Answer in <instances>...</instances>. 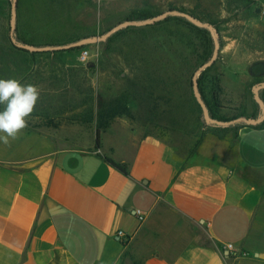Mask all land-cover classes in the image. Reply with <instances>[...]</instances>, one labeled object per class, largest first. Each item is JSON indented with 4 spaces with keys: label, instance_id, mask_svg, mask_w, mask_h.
<instances>
[{
    "label": "crops",
    "instance_id": "1",
    "mask_svg": "<svg viewBox=\"0 0 264 264\" xmlns=\"http://www.w3.org/2000/svg\"><path fill=\"white\" fill-rule=\"evenodd\" d=\"M97 129L0 143V264H264V127L189 158L129 122L96 148Z\"/></svg>",
    "mask_w": 264,
    "mask_h": 264
},
{
    "label": "rangeland",
    "instance_id": "2",
    "mask_svg": "<svg viewBox=\"0 0 264 264\" xmlns=\"http://www.w3.org/2000/svg\"><path fill=\"white\" fill-rule=\"evenodd\" d=\"M169 11L186 12L214 28L216 62L198 80L205 78L201 87L213 108L210 117L228 125L206 121L193 88L196 72L216 50L209 30L170 16L107 36L122 22ZM11 38L36 54L11 50ZM86 47L90 58L82 63L79 55ZM260 52L264 0H18L16 8L11 0H0V79L40 89L29 126L82 124L90 131L98 124L106 129L129 122L141 135L174 146L182 158L215 138L234 143L247 125L241 119H264L255 94L264 84ZM60 58L71 61L58 63Z\"/></svg>",
    "mask_w": 264,
    "mask_h": 264
},
{
    "label": "clouds",
    "instance_id": "3",
    "mask_svg": "<svg viewBox=\"0 0 264 264\" xmlns=\"http://www.w3.org/2000/svg\"><path fill=\"white\" fill-rule=\"evenodd\" d=\"M40 99V89L15 78L0 79V143L9 145L28 127Z\"/></svg>",
    "mask_w": 264,
    "mask_h": 264
},
{
    "label": "water",
    "instance_id": "4",
    "mask_svg": "<svg viewBox=\"0 0 264 264\" xmlns=\"http://www.w3.org/2000/svg\"><path fill=\"white\" fill-rule=\"evenodd\" d=\"M12 1V5H13V8H16L17 5H18V0H11ZM169 15H172V16H177V17H182V18H185L189 21H191L193 24H195L196 26L200 27V28H205L207 30L210 31V33L212 34L214 40H215V43H216V50H215V53H214V57L211 59L210 62L204 64L195 74L194 78H193V88H194V91H195V95L198 99V102L200 104V106L202 107V110H203V113L205 115V118H206V121L208 123H213V124H217V125H220V126H226L229 124V122H222V121H217L215 119H212L209 115V110L204 102V100L202 99L201 95H200V91H199V84H198V76L203 72L205 71L206 69H208L209 67H211L215 62H216V57H217V54H218V41H217V38H216V35H215V31H214V28L210 25V24H207V23H204V22H201L199 20H197L196 18H194L193 16L189 15L188 13L186 12H178V11H170L168 13H164L162 15H159L153 19H150V20H146V21H142V22H137V21H125V22H122L120 24H118L117 26H115L112 30H110L107 34V36H110L128 26H132V25H135V26H140V25H143V26H146V25H151L153 23H156V22H159V21H162V20H165ZM264 88V84H261L260 86H258L256 89H255V94H256V100H258L259 102L262 103L260 97H259V92L260 90H262ZM242 121L246 122L247 124L249 125H257L261 122V119L260 120H248V119H241ZM240 120V121H241Z\"/></svg>",
    "mask_w": 264,
    "mask_h": 264
},
{
    "label": "trees",
    "instance_id": "5",
    "mask_svg": "<svg viewBox=\"0 0 264 264\" xmlns=\"http://www.w3.org/2000/svg\"><path fill=\"white\" fill-rule=\"evenodd\" d=\"M170 17V16H169ZM169 17H167L165 20H167ZM180 19H182V17H179ZM195 18V17H194ZM197 19V18H196ZM198 20V19H197ZM200 21V20H199ZM202 22V21H201ZM10 45H11V50H13V51H16V52H23L24 54H26V55H32V56H34L36 53H34V52H29V51H27V50H24L21 46H19V45H17L16 43H15V41H14V39H12L11 38V40H10ZM215 64V63H214ZM213 64V65H214ZM213 65L210 67V68H212L213 67ZM210 68H208V69H210ZM201 75H205L204 74V72L201 74ZM204 79L205 78H200L199 80H198V84H199V91H200V95H201V97H202V99L204 100V102H205V104H206V106H207V108H208V110H209V112L211 113V114H213V108H212V106L210 105V103L207 101V99L205 98V95H204V91H203V89H202V82L204 81ZM261 84V83H260ZM261 101H262V103H263V105H264V88L262 89V96H261ZM218 100V95H217V93H215L214 91L212 92V102H213V104H215L216 103V101ZM99 126H98V129H97V139H96V148H100V146H101V143H100V134H101V130L102 129H104L106 126H104L103 124H98ZM249 124H247V125H245V126H248ZM251 126V125H250ZM256 127H264V119L258 124V125H256ZM109 161V160H108ZM109 162H111L116 168H118L120 171H122L124 174H127V170L125 169V168H123V167H121V166H119V165H117V164H115L113 161H109Z\"/></svg>",
    "mask_w": 264,
    "mask_h": 264
},
{
    "label": "built area",
    "instance_id": "6",
    "mask_svg": "<svg viewBox=\"0 0 264 264\" xmlns=\"http://www.w3.org/2000/svg\"><path fill=\"white\" fill-rule=\"evenodd\" d=\"M89 58H90V50H89V48H87V47L86 48H82L81 51H80V55H79L80 62L85 63V62H87L89 60ZM138 215H140V213H138ZM140 219L143 220L142 216H140ZM117 235L119 237H124L125 236L124 232H121V231L118 232ZM227 248L230 251H235V248H234V246L232 244H229L227 246Z\"/></svg>",
    "mask_w": 264,
    "mask_h": 264
},
{
    "label": "flooded vegetation",
    "instance_id": "7",
    "mask_svg": "<svg viewBox=\"0 0 264 264\" xmlns=\"http://www.w3.org/2000/svg\"><path fill=\"white\" fill-rule=\"evenodd\" d=\"M169 12H170V11H169ZM167 13H168V12H167ZM169 16H172V15H169ZM169 16H168V17H169Z\"/></svg>",
    "mask_w": 264,
    "mask_h": 264
}]
</instances>
